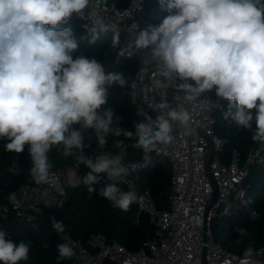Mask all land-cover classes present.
<instances>
[{
  "label": "clouds",
  "instance_id": "9594fccd",
  "mask_svg": "<svg viewBox=\"0 0 264 264\" xmlns=\"http://www.w3.org/2000/svg\"><path fill=\"white\" fill-rule=\"evenodd\" d=\"M157 2L168 15L158 25L144 29L137 25V34L119 55L147 53L151 64L159 61L158 74L173 82L185 102H194L205 92L227 100L225 119L249 131L252 141L264 146V0ZM89 4L90 0H0V141H7L4 150L9 153L21 154L28 145L29 174L41 184L51 178L49 152L62 150L63 156H72L77 165L87 167L83 182L90 194L104 174L99 195L127 212L139 197L121 185L129 182L131 173L147 168L149 161L125 164L126 148L119 138L134 139L133 147L145 153L158 152L161 146L174 144V126L191 134L193 117L183 104L173 108L162 99L149 105L156 113L155 120L147 116L133 131L120 126L121 118L114 109L101 111L109 89L125 88L128 80L122 70L106 71L94 56L73 58L79 40L69 22L73 16L82 18ZM104 31V20L96 17L89 43H95ZM118 45L117 33L113 47ZM201 106L207 108L208 101H202ZM89 130L99 149L105 148L111 135L113 147L119 151L86 156L83 149ZM9 172L19 175V168L12 167ZM8 200L14 207L18 204L14 192ZM59 206H63L62 200ZM251 217L256 218L255 211ZM51 221L56 233L65 231L62 221L54 217ZM235 231L247 235L245 229ZM6 235L0 228V264L27 261L30 242L16 244ZM56 249L58 264L60 259L75 255L67 243ZM253 255L249 246L241 264H252Z\"/></svg>",
  "mask_w": 264,
  "mask_h": 264
},
{
  "label": "built area",
  "instance_id": "2783aa9c",
  "mask_svg": "<svg viewBox=\"0 0 264 264\" xmlns=\"http://www.w3.org/2000/svg\"><path fill=\"white\" fill-rule=\"evenodd\" d=\"M159 8L157 0H128L125 6L112 11L107 0H90L80 27L92 29L95 18L101 17L107 31L118 33L129 41L135 37L139 28L144 29L142 19ZM136 64L127 93L133 102V112L139 119L146 120L150 116L155 120L156 113L149 105L154 106L162 99L173 108L177 103L183 104L193 117L194 131L191 134H185L182 128L174 126V144L161 146L158 152H152L159 155L170 168L167 194L169 209H158L151 192L140 188L130 174L124 190L137 193L139 199L133 205L155 225L154 237L143 247L131 251L118 240L108 239L100 232L91 233L85 243L72 238L65 231L57 233L62 243L74 249L75 255L69 264H199L203 246L206 247L207 264H241L244 254L230 252L216 242L211 235L210 222L216 214L225 213L227 203L236 204L244 196L247 189L244 180L249 168L264 165V146L258 143L249 148L246 154L233 148L228 160L224 162L221 152L226 140L216 133L214 118V112L221 108L223 99L201 95L194 102H185L182 99L183 93L170 89L163 82L156 69L157 61L151 64L147 53H136ZM158 80L163 83L157 84ZM204 100L208 101L207 108L201 106ZM210 141L215 151L207 169ZM77 167L75 163L66 169L51 170L50 181L44 184L38 183L29 174L26 182L13 191L18 204L14 207L9 200L0 204V228L3 229V219L10 212L36 228L37 219L43 211L56 203L64 181L67 180V184L81 181ZM212 179L216 183L218 195L209 209L207 226L203 230L205 207L214 194ZM262 257L264 246L254 250L252 264H264Z\"/></svg>",
  "mask_w": 264,
  "mask_h": 264
},
{
  "label": "trees",
  "instance_id": "16d2710c",
  "mask_svg": "<svg viewBox=\"0 0 264 264\" xmlns=\"http://www.w3.org/2000/svg\"><path fill=\"white\" fill-rule=\"evenodd\" d=\"M127 1L107 0V4L112 11H116L125 6ZM167 15L168 12L160 7L153 14L144 17L141 24L144 28L148 25H158ZM81 21V17L73 16L69 22L79 40V47L73 53V58L80 56L92 58L94 56L103 63L106 71L122 70L129 84L137 66L136 54L131 57L119 55L120 49L128 41L119 35V45L113 47L116 33L104 31L99 34L95 43L91 44L89 43V40L92 39L91 29H82ZM158 64L159 61H157V66ZM161 79L170 89L175 90L172 81L165 80L163 77ZM127 87L128 85L125 88L113 86L109 89L107 103L102 106L101 111L107 108L114 109L116 116L121 118L120 126L134 131V125L141 119L133 112V102L127 93ZM202 95L213 97L215 93L205 92ZM227 109L228 101L223 99L221 108L214 112L215 131L226 140L221 152L224 162L228 160L233 148L246 154L249 148L258 144V142L252 141L249 131L238 129L230 118L225 119ZM252 127L255 129L254 123ZM114 139L110 135L105 148L101 150L95 142V136L89 130V133L85 135L87 146L83 152L89 157H95L96 153L101 151L115 154L119 149L113 147ZM119 139L124 140L126 148L125 164L134 161H149L147 168L131 173L138 186L151 192L158 209H169L167 199L170 184L169 166L159 155L152 152L144 155L141 149L133 147L134 139L127 140L124 137ZM6 142L0 141V204L7 203L8 195L13 193L20 184L26 182L29 177V169L32 166L28 145L25 146L23 153L16 154L4 150ZM48 156L53 165L51 170L66 169L76 163L72 156L65 157L62 155V150L58 151L56 148H53ZM12 167L19 168V175L9 172ZM77 172L81 181L76 184L63 185L56 203L51 208L45 209L37 219L36 228L19 220L12 212L3 219V229L7 233V240L16 244L21 241L30 242L29 258L27 261H21L20 264H58L56 247L62 241L52 228V217L57 221H62L65 225V232L83 243L91 233L100 232L105 234L108 239L118 240L128 250L136 251L154 237L155 225L144 212L138 211L135 205L132 204L130 209L124 212L113 207L108 200L99 195V189L104 186V174H101V183L95 185L96 191L90 194L88 185L83 182V177L88 172L87 167L83 164L78 165ZM244 186L247 188L244 196L236 204L227 203L225 207L230 206L227 214L218 213L212 217L210 222L213 239L224 249L237 254H244L249 246L254 250L264 246V165H253L249 168ZM121 187L124 189V185ZM61 200L63 201L62 207L59 206ZM253 211L256 213L254 220L251 217ZM237 228L245 229L247 235L240 236L235 231ZM71 260L72 257L60 259L59 264H69Z\"/></svg>",
  "mask_w": 264,
  "mask_h": 264
},
{
  "label": "water",
  "instance_id": "95a60500",
  "mask_svg": "<svg viewBox=\"0 0 264 264\" xmlns=\"http://www.w3.org/2000/svg\"><path fill=\"white\" fill-rule=\"evenodd\" d=\"M153 12L148 14V15L153 14ZM214 151L215 150H214L213 143L210 141V149H209V153H208L207 158H206V167H207V169H209V167H210V162H211V159H212V157L214 155ZM209 175L211 177V173ZM212 182H213V186H214V194H213L211 200L209 201V203L207 204V206L205 207V211H204V215H203V225H202L203 230H205L206 226H207V215H208L209 209L213 205V203L216 201L217 195H218V190H217L216 183H215V181L213 179H212ZM203 239L205 240V234L204 233H203ZM262 259H264V257H262ZM199 264H207V261H206V247L205 246L202 247V252H201V255H200Z\"/></svg>",
  "mask_w": 264,
  "mask_h": 264
},
{
  "label": "rangeland",
  "instance_id": "374dc122",
  "mask_svg": "<svg viewBox=\"0 0 264 264\" xmlns=\"http://www.w3.org/2000/svg\"><path fill=\"white\" fill-rule=\"evenodd\" d=\"M75 181H76V180H75ZM64 182H65V184H67V180H65ZM137 212H138V211H137Z\"/></svg>",
  "mask_w": 264,
  "mask_h": 264
}]
</instances>
